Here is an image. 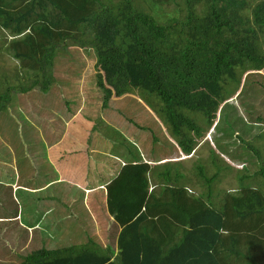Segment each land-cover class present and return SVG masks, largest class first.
<instances>
[{
    "label": "trees",
    "instance_id": "16d2710c",
    "mask_svg": "<svg viewBox=\"0 0 264 264\" xmlns=\"http://www.w3.org/2000/svg\"><path fill=\"white\" fill-rule=\"evenodd\" d=\"M183 1V13L161 20L138 0H0V40L3 33L12 37L6 45L12 58L36 71L26 85L15 74L19 84L0 92V112L12 91L27 93L36 86L48 91L46 66L62 45L92 49L94 86L103 106L136 97L179 151L191 155L204 133L217 127L219 109L229 114L224 106L249 86V75L264 77V0ZM79 25L85 26L81 35ZM2 77L0 82L9 78ZM246 104L258 113L247 111L248 130L264 124L259 104L251 99ZM218 141L189 168L181 161L174 171L173 161L159 171L138 161L121 167L106 185L108 211L121 226L117 253L79 244L43 247L19 264H264L260 148L248 144L251 160L234 171L220 156L224 145ZM231 172L237 188L212 187ZM152 179L159 184L149 192ZM194 183L198 192L191 191Z\"/></svg>",
    "mask_w": 264,
    "mask_h": 264
},
{
    "label": "rangeland",
    "instance_id": "374dc122",
    "mask_svg": "<svg viewBox=\"0 0 264 264\" xmlns=\"http://www.w3.org/2000/svg\"><path fill=\"white\" fill-rule=\"evenodd\" d=\"M138 2L144 5L148 11L158 13L161 20L179 14V11L183 13L181 7L185 4L183 0H138ZM84 31L85 26L79 25L77 35H81ZM2 36L3 39L0 40L2 45L0 50V78L3 79L2 74L4 73L9 78L6 77L0 82V92L9 86L19 84L15 74H21L23 76V81H21L26 85L36 73L33 70L35 68L20 67L19 62L12 58L11 50L6 46L12 37H6L4 33ZM74 40V37L73 39L69 38L66 44H72ZM3 42L5 43L3 44ZM94 64L95 55L92 49L62 45L54 57L53 65L46 66V72H49L51 79L48 91H42L38 86L27 93L12 91L7 109L0 112V181L4 183V185L0 184V200L3 199V202L0 201V215L7 216L9 214L8 217H12H6L5 222L0 220V264H19L25 255L43 247L57 248L66 246V244L96 247L103 243L106 246H101V248L103 247L105 250L107 247L115 249L118 246L113 235L115 231L109 227L105 229L107 220L102 210L98 208L94 214L91 207L86 205L91 209L88 212L82 203V196L85 191L66 184H64L65 187H71L65 190L66 194L74 199L77 198L76 201H78L75 203L77 204L75 208H65L63 205L57 214L58 216L67 215L64 222L68 224L66 229L68 233L65 236L59 235L62 230L61 226L56 236L50 234L46 236L41 232V228L46 223L48 224V233L51 229L49 223L54 221V213L45 216L44 212L50 205V201L44 197L54 191L57 194L58 188H61L59 186L63 184L52 185L54 190L50 189L46 193H32L29 190L40 187L47 178L57 177L54 170L51 169L52 163L57 168L62 167L66 176L65 172L70 173V178H75L74 170L79 169L82 159L81 153L76 152L77 150L80 151V148L75 149L72 146L74 139L79 142L77 135H65L66 138L62 147L68 151H65L61 146L57 147L65 151L61 155L62 160L60 162H55L51 158L52 152L48 150L47 144L64 137V131L61 130L64 120L75 117L70 128L74 133H83L90 131L91 126L88 123L97 119L95 121L97 132L94 134L103 137L99 139L102 145L97 149L92 148L93 162H90V165L93 168L98 165V169L103 171L110 166L108 172L110 177L114 176L120 167L118 164L114 169L117 160L110 159L106 152L116 153L118 154L116 156L121 159H127L131 156L129 150L132 155H138L140 148L147 152L149 157L153 156L152 158L158 155V157L172 161L182 156L179 148L170 140L165 127L152 116V112L136 97L126 96L115 99L111 101L109 108H102L103 94L102 92L98 93L94 86L97 73ZM248 80L249 86L230 98L224 106L225 111L229 109V114L225 116L219 109L216 120V122L219 121L217 127L215 129L212 127L204 133L203 139L196 146L197 149L192 156L180 160L184 167L189 168L192 164L191 161H194L198 155L207 157L210 147H213L218 140L220 146L224 145L220 147L223 149V151L220 150V156L232 164L234 171L237 167L242 168L247 162L244 161L247 158L251 160V156L247 155V153H252L248 144L260 148L259 153L262 158L260 160L261 165H258L264 166V135H260L264 131V124H260L259 127L251 126L249 130L244 124V121L250 120L247 111H252L254 117L257 113L256 110L253 111L247 106L248 99L259 104V113H264V77L261 74H253L249 75ZM253 83L255 84L253 85ZM82 99L84 100L83 108L80 107ZM100 106L102 107L100 108ZM54 111L57 112L54 114L56 119L46 116L53 114ZM245 115L247 119H245ZM27 119L41 126L44 141L47 139L45 143L36 145L37 135L29 134L31 129L26 134L30 125ZM102 123H104L103 126H101ZM141 126H146L147 130H142ZM231 128L233 129L232 135ZM113 133L115 135H110ZM91 136L95 135H88L89 138ZM27 139L30 142L29 146L27 143V145L23 143ZM119 144L125 145L121 147ZM200 144L202 145L198 147ZM88 145L90 144L88 143ZM152 150L156 152H150ZM12 153H15L16 156ZM255 158L257 157L255 156ZM202 160L207 163V159L202 158ZM256 160L259 163L258 159H255V162ZM173 165L176 167L177 163H173ZM16 167L19 169V173L15 172ZM252 168L254 167L252 166ZM255 169H257V164H255ZM64 174L59 171V176H64ZM95 174L98 175L97 170ZM91 177L93 176L91 175ZM12 182L14 184L23 182L29 192L24 193L21 189L12 191L9 187ZM190 187L192 192L199 191L196 183ZM212 187L233 191L234 188H237L235 173H229L220 183L214 182ZM94 201L92 199L90 202ZM96 204L89 203L91 206ZM17 211L20 213L19 218H14ZM71 216L75 219L72 220ZM37 222L39 229L26 230V225L31 226Z\"/></svg>",
    "mask_w": 264,
    "mask_h": 264
},
{
    "label": "crops",
    "instance_id": "0c3cea01",
    "mask_svg": "<svg viewBox=\"0 0 264 264\" xmlns=\"http://www.w3.org/2000/svg\"><path fill=\"white\" fill-rule=\"evenodd\" d=\"M113 100H115V99H111V100L108 101V104L106 106L107 108L110 107L111 101H113ZM83 101L84 100L82 99V101L80 102V103H82L81 106H80L81 108H83ZM101 102H99V103H101ZM101 107L102 106H100V108ZM106 107L103 106L102 108H106ZM54 114H57V112L54 111L53 114L46 115V116H48V117H50L52 119H56ZM44 119H46L45 116H44ZM23 120H24V122H26L24 118H23ZM27 120H28L30 125L27 128L26 134H28L29 130L31 129L29 134L37 135L35 144L39 145L42 142L45 143V141H47V139L44 141V137H43V132H42L41 126L37 125V123H34V122L30 121L29 119H27ZM74 120H75V117L73 119L68 118V119L64 120L62 129H61L62 131H64L63 132L64 133L63 134L64 137L62 139L60 138V139H57L55 141H52L51 143L47 144L48 145L47 147H48V150H50L52 152V154H51L52 160L55 161V162H60L59 158L61 157V155L65 151H68V150H66L65 148L62 147V144H63V142H64V140L66 138L65 135H77L78 136L77 140H79V142L75 141V139H74L73 142H72V146L75 149H79L80 148V151L77 150L76 152L77 153H81L82 159L80 161L79 169L74 170V177L75 178H73V177L70 178V173L65 172L67 174V176H66L64 174V172L62 171V167L59 166V168H57V166L53 165V163H52V168L51 169L54 170V173L57 175V177H54L52 179L47 178V179L44 180L46 182L43 185H41L38 188H32V190H29L32 193H37V192L46 193L50 189L54 190V186L59 185V184H63L62 186H59L61 188H58L59 191L57 192V194H55V191H54L53 193H50L46 197H44L46 199H49V201H50V205L48 206V208L44 212L45 216H48L49 213L50 214L54 213V216H53V220L54 221L49 223V225L51 226V229H50V231H48V233H47L48 224H46V223H44L45 225L43 227L40 226V227H42L41 228V232L44 235H46V236H48L49 234L51 236H56L57 235V231L59 230V227L61 226L62 230H61V233H59V235H61V236L64 235L65 236L68 233L66 231L68 224H66L64 222L65 217H67V215L58 216L57 214H58V212L60 210L59 208L63 207V205L65 206V208H75L76 205H77L75 203H77L78 201H76L77 198L74 199L73 197H70V196H68L66 194L65 190H68L69 188H71V187H65L64 184H66V185H69V186H76L77 188L81 189L83 192L84 191L86 192V193L84 192V194L82 196V203L84 204L85 208L88 210V212H90V210L92 209L93 210L92 213H94V214H95V212L97 211L98 208H99V210H102V212L105 215V218L107 220L105 229L107 227H109V229L112 228L115 231V234H113V235L115 236V238L117 240L118 234H119V232L121 230V226L115 221L114 216H112L109 213V211H108L107 202H106V194H107L106 185H107V183L109 181H111L114 177H116V175L119 173L122 165H124L126 162H134V161H137V160L138 161H142V162H148V163H150V171H152L153 169H155L156 171H159L160 169L165 168L164 164L167 161H169V160H165L163 157H158V155L154 156V158H152L153 156L149 157L147 155V152H145L144 150L142 151L141 148L138 149V153H139L138 155H132L131 154L132 152L129 150V153H130L131 156H129L127 159L118 158L116 156L118 154H116V153L106 152L110 159H116L117 160V162H116V164L114 166V169L117 167L118 164H119V167H120L119 170L117 171V173L114 176L110 177V174H108L110 166L106 167L105 171H103L101 169H98L99 168L98 165L96 166V168H93L90 165V162H93V150H92V148L97 149L98 147H100L102 145V142L99 139L103 138V137L99 136L98 134H94V133L97 132L96 129H95V127H96L95 121L97 119H95L93 122L88 123L91 126V130L83 132V133H78V132L74 133V131L70 128L71 127V122L74 121ZM52 124L56 125L55 123H52ZM103 125H104V123H102L101 126H103ZM109 125H111V124H109ZM106 126H108V125H106ZM115 130H118V129L115 128ZM88 135H95V136H91L90 137L91 139H90L88 137ZM110 135H115V134L113 133V134H110ZM128 140H129L128 142H130V139H128ZM172 142L174 144L173 140H172ZM23 143L24 144L27 143L28 146L30 145L29 139L24 140ZM88 143L90 145H88ZM120 145L122 147L125 144H119V146ZM58 146H61V148L65 149V151L59 149L60 147L57 148ZM105 150L109 151L107 149H105ZM150 152H156V151L152 150ZM180 153L182 154L183 152H180ZM96 154H97V152H96ZM12 155H15V153H12ZM187 157H190V156H187ZM185 158L186 157L181 156L180 158L173 159L172 161L174 163H177L180 160L185 159ZM47 160L49 161V159H47ZM14 161H16V160H14ZM120 161L122 162L121 164H120ZM171 165H173V163ZM176 167H178V165H176ZM176 167L171 168V170L174 171V169ZM96 170H97V173H98L99 176L97 174H95ZM59 171H61L64 174V176H62V175L59 176ZM15 172L19 173V169L17 167H16V171ZM91 175L93 177H91ZM18 179H19V177H18ZM0 182H2V181H0ZM54 184H56V185H54ZM158 184H159V182L157 180L152 179L150 181V183H149L148 191L151 192L152 190L157 189V185ZM12 185L13 186L14 185L17 186V188L18 187H20V188L22 187L21 190H23L24 193L29 192L26 189L27 186H25V184L23 182L21 184L20 183L14 184V182H13ZM52 185H54V186L52 187ZM92 199H94L95 201L94 202H90ZM89 203H97V204L91 206V205H89ZM86 205L90 206L91 209L89 207H87ZM8 215L9 214H7V216L0 215V220L5 222L6 220H4V219L12 218V217H8ZM19 215H20V213H19V211H17L16 216H14V218H19ZM70 218H72V220L75 219V217H73V216H71ZM95 219L97 220V218H95ZM78 224H79V222H78ZM22 225L24 226V224H22ZM37 226H38V222L35 223V224H32L31 226H27L26 225V230L27 231L30 230V229L37 230V229H39V227H37ZM49 241H50V239H49ZM67 245H71V244H66V246ZM101 246L104 247V246H106V244L102 243ZM103 247H102V249H104ZM53 248L54 247L48 248V249H53ZM113 250L116 253L118 251V246L115 249H113Z\"/></svg>",
    "mask_w": 264,
    "mask_h": 264
},
{
    "label": "clouds",
    "instance_id": "9594fccd",
    "mask_svg": "<svg viewBox=\"0 0 264 264\" xmlns=\"http://www.w3.org/2000/svg\"><path fill=\"white\" fill-rule=\"evenodd\" d=\"M214 126H215V125L212 126L213 129H215ZM212 127H211V128H212ZM165 129H166V128H165ZM166 130H167V129H166ZM167 133H168V132H167ZM168 135H169V134H168ZM171 139H172V138L170 137V140H171ZM172 140H173V139H172ZM172 140H171V141H172ZM173 141H174V140H173ZM180 152H182V151H180ZM193 152H194V151H193ZM192 154H193V153H192ZM192 154H191V155H192ZM181 155H182L183 157H186V158H187V156H191V155H185L184 153H182ZM137 161H138V160H137ZM134 162H135V161H134ZM134 162H133V163H134ZM138 162H142V161H138ZM126 163H127V162H126ZM126 163H125V164H126ZM142 163H147V164H149V166H150V163H148V162H142ZM122 166H123V165H122ZM12 183H13V182H12ZM12 183H11V185H9V187H11L12 191H16V190L22 188V187H21V188H20V187L17 188V186H13ZM0 184H1V185H4L3 182H0ZM13 187H14V188H13ZM63 247H66V246H63ZM57 248H61V247H57ZM53 249H55V248H53ZM117 252H118V251H117ZM117 252H116V253H117Z\"/></svg>",
    "mask_w": 264,
    "mask_h": 264
}]
</instances>
